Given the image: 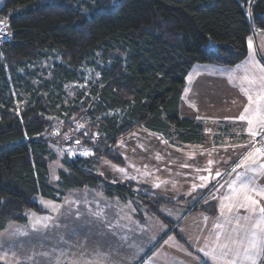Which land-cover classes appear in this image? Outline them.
<instances>
[{
    "label": "trees",
    "instance_id": "obj_1",
    "mask_svg": "<svg viewBox=\"0 0 264 264\" xmlns=\"http://www.w3.org/2000/svg\"><path fill=\"white\" fill-rule=\"evenodd\" d=\"M0 22L1 231L42 212L39 195L154 197L143 184L104 179L102 159L126 164L116 145L141 127L197 141L204 124L180 113L187 75L198 63L245 59L248 38L264 30V0H5ZM49 57L48 78L37 64ZM87 65L95 79H85ZM57 158L58 188L49 183Z\"/></svg>",
    "mask_w": 264,
    "mask_h": 264
},
{
    "label": "crops",
    "instance_id": "obj_2",
    "mask_svg": "<svg viewBox=\"0 0 264 264\" xmlns=\"http://www.w3.org/2000/svg\"><path fill=\"white\" fill-rule=\"evenodd\" d=\"M180 113L205 125L206 130L197 140L205 147L192 148L185 143L179 148L184 157L179 158L177 168L162 174L161 191L165 196L159 213L167 219L163 220L167 225L161 230V241L150 249L147 247L139 259L137 250L130 251L128 245V254L134 256H130L131 260L102 258L103 261L78 264H261L264 258V153L255 139L264 132V30H254L248 38L246 58L235 65L195 64L187 75ZM222 145L226 148H219ZM122 156L128 165L127 158ZM146 185L153 192V187ZM76 195L97 198L105 205L109 203L105 213L97 217L103 225H115L118 222L115 214L122 209L135 216V210L128 206L130 201L119 198L117 209L112 202L117 197L103 192L83 189L66 194L72 198ZM57 203L60 205L57 216H67L69 222L72 218L80 219L85 231L68 230L61 225L47 238L57 244L62 233L68 239L89 232L80 242L94 248L98 243L92 240L91 233L100 223H87L89 212H82L80 218L73 209L66 214L62 209L64 200ZM138 213L147 215L143 211ZM54 217L58 226L59 221ZM48 225L42 229L45 236L50 230ZM20 236L28 237L27 234ZM32 242L36 249L42 244L39 239Z\"/></svg>",
    "mask_w": 264,
    "mask_h": 264
},
{
    "label": "rangeland",
    "instance_id": "obj_3",
    "mask_svg": "<svg viewBox=\"0 0 264 264\" xmlns=\"http://www.w3.org/2000/svg\"><path fill=\"white\" fill-rule=\"evenodd\" d=\"M4 1L0 0V7ZM2 26H6L5 22H0V30L3 29ZM54 59L55 57H49L37 64L38 68L47 72L46 76L48 78L51 76L49 68ZM83 70L84 77L87 80L95 79L98 76L96 65L84 66ZM204 130H206L205 125ZM257 139H255V143ZM184 144L180 142L177 135L155 132L141 127L121 138L116 145V149L127 158L128 165H117L105 158L102 159L99 174L103 175L104 179L117 182L132 181L143 184L148 188L149 186L146 184H150L153 187V192L158 191L156 193L152 192L154 197L141 194L138 195L139 198L127 200L131 202L128 206L135 210L134 217H132L133 214L129 213V210L122 209L117 211L119 214H115L117 215L116 221H118L115 225H103L101 223L102 219L97 217H99L101 212L105 213L106 206L110 207L109 203L105 205L99 199H87L85 195H76L73 198L66 195L63 196L65 205L62 209L65 210L66 214L73 209L76 216L80 218L82 212L84 214L89 212L90 215L86 222L93 224L98 221L100 223L97 226V230L91 233L92 240L95 239L98 243L94 248H88L84 243L80 242L82 237L89 234V232L78 233L68 239H66L65 233H62L58 236L57 244L51 242L50 240L53 239L47 238L49 233L60 229L61 225H65L68 230L75 228L74 230L79 232L85 231V229L80 225V219H71L69 216L71 219V222H69L67 216L65 218L57 216L60 208L57 201L39 195L36 200L43 207L42 212L30 210L27 212V222L17 223L10 221L7 224L8 227L0 231V261L3 264H78L79 262L87 261H103L102 258L117 261L131 260L133 259L131 257L134 256L128 254V245H130V251L137 250L136 258L143 257L147 247L150 249L155 243L161 241V230L167 225L163 222L166 218L158 212L162 210V197L165 196L161 191V178L162 174L171 173L177 168L176 164L179 158L184 157L183 151L179 148ZM186 146L203 148L205 144L199 140L187 143ZM219 148L226 147L222 145ZM58 154L61 158L64 157L63 150L62 152L58 151ZM60 159L57 158L49 163V183L56 188H58L59 171L64 167ZM143 192L146 193L145 190ZM119 201V197L114 198L112 201L117 209ZM147 202L149 204H146ZM121 204L126 206L123 202ZM138 209V212H147V215L136 212ZM55 215L59 221L58 226L56 225ZM141 223H143L142 226ZM47 224H49L50 230L45 236L42 229L46 228ZM18 226H21V228ZM23 234H27L28 237L20 236ZM43 238L45 239L44 243H42ZM34 239H39L42 243L37 249L32 245ZM54 244L60 246L55 248L52 246Z\"/></svg>",
    "mask_w": 264,
    "mask_h": 264
},
{
    "label": "built area",
    "instance_id": "obj_4",
    "mask_svg": "<svg viewBox=\"0 0 264 264\" xmlns=\"http://www.w3.org/2000/svg\"><path fill=\"white\" fill-rule=\"evenodd\" d=\"M3 29L0 30V40L4 39L7 36V29L6 26H2ZM256 144L260 147V149L264 152V132L258 137L256 140ZM75 152H77L79 155H87L89 152H92L91 150L87 149H80L78 148Z\"/></svg>",
    "mask_w": 264,
    "mask_h": 264
}]
</instances>
